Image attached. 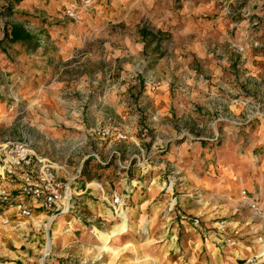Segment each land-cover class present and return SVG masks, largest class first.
Returning <instances> with one entry per match:
<instances>
[{
  "label": "rangeland",
  "instance_id": "rangeland-1",
  "mask_svg": "<svg viewBox=\"0 0 264 264\" xmlns=\"http://www.w3.org/2000/svg\"><path fill=\"white\" fill-rule=\"evenodd\" d=\"M69 1L24 0L5 11L6 1L0 0V44L6 41L0 47H12L5 55L0 48V143L30 141L39 153L53 157L60 141L68 145L64 150L71 147L73 159L105 142L102 149L115 150L130 162L127 175L107 172V199L122 191V183L152 192L147 166L155 156L158 172L170 176L171 198L190 199L200 209L189 214L186 209L184 215L199 218L202 231L226 221L243 234L237 250L254 254L264 238V149L257 143L264 144V0H215L210 10L197 0H185L187 5L179 0H94L85 13L66 18ZM199 20L213 23L217 32L227 28L228 40L222 42L218 33L213 43L215 70L190 51L170 50L186 42L182 34L172 33ZM166 23L172 31L164 29ZM10 24H20L35 36L38 49L32 43L25 48L11 45L5 37ZM142 28L148 32L146 39L139 33ZM107 127L123 132L126 139L103 141L96 136L97 129ZM56 133L62 136L59 140ZM194 137L209 145L184 155L178 165L189 168L192 156L202 160L196 172L200 178H193V171L188 177L168 172V167L182 171L161 157L169 144ZM110 159L114 162L115 155ZM243 191L249 199L257 196L261 217H253ZM144 200H138V210H125L130 230L111 240V253L95 231L108 233L120 219L103 203L99 218L81 210L70 231L59 228L58 242L45 260L54 253L63 264H184L198 233L175 226L179 216L158 210L159 197L150 198L148 209ZM52 223L53 218L44 223L45 234L53 236Z\"/></svg>",
  "mask_w": 264,
  "mask_h": 264
},
{
  "label": "crops",
  "instance_id": "crops-1",
  "mask_svg": "<svg viewBox=\"0 0 264 264\" xmlns=\"http://www.w3.org/2000/svg\"><path fill=\"white\" fill-rule=\"evenodd\" d=\"M117 4V0H112ZM181 4L185 3V0H179ZM215 0H208V1H200L197 0L198 4L203 3V7H206L208 10H210L212 7L211 5L214 3ZM244 1V0H243ZM263 2V1H262ZM67 2H65V5ZM113 4V3H112ZM187 5V3H185ZM191 4V3H189ZM186 5H183L184 7L181 8L179 11L180 14H184L186 11ZM194 5V3L192 4ZM143 8V6H142ZM114 10H112L113 14ZM116 13H119L118 10H115ZM189 12V10H188ZM256 13H259V11H253ZM251 13V12H249ZM253 14V13H252ZM123 16V15H121ZM121 16L119 18H121ZM155 16V13L153 14ZM154 20H160L156 17ZM164 23L161 24V26ZM169 24V23H166ZM213 23H205V22H196L192 23V25H188L186 27H183L181 31L178 29L172 33L173 36L179 37V35H183V39H185L184 46L185 47H171V51L180 52L181 49H185L186 51H190L194 54L195 57L201 59L203 62H208V70H215V64L213 60V43L215 41V38L219 36L218 33H222L221 41L226 42L227 35L226 33V27H223V32H217V28L214 27ZM164 29L172 31V27L169 24L168 27H165ZM189 42V43H188ZM179 64L183 61L178 60ZM184 64V62H183ZM170 68H174V64L170 63ZM206 68V67H205ZM179 71L177 72V74ZM165 98V97H164ZM261 127L264 129V120L261 123ZM56 139L59 140L62 136L58 133L55 135ZM69 139V137H67ZM62 140V139H60ZM102 140V139H101ZM104 141V140H103ZM168 141V140H167ZM170 141V140H169ZM209 141V140H207ZM211 141V139H210ZM27 143L30 144L31 148L34 150V152L37 155H40L47 160H49L52 164V171L55 174V176L63 183L67 184L70 190V202H69V212L67 214H57L53 218L52 228H53V236L50 234H45V226L44 223L51 218V215L42 209H40L38 206L31 204V202L28 199H20L31 211V216L29 218L21 216L18 212L15 210L5 207L3 205L0 206V264H40L41 256L42 260H44L43 264H63V261L59 259V257L52 253L51 257H47L45 260V256H43L47 240L50 241L52 245H55L58 241L57 238H59L60 233L58 232L59 228L65 231H70L73 226L76 223L77 214L79 211H84L90 218H99L101 215H104V210L102 208L103 203H105L109 209V202L110 198L112 197L113 193H116L117 195L121 196L123 201L125 202V208L124 210H131L135 211L138 210V200L141 198H145L143 203H148L146 208L148 209L149 206L152 205L149 204L150 198L157 199L158 200V210L165 209L170 212V216L172 214L176 213L177 216H179V223L175 224V226H184L185 229L188 231H196L198 233L197 236H194L193 241V250L190 254V257L185 259L186 261L184 264H215L219 261H223L226 264H234V261L237 259H242L248 255L245 253L239 252L237 249H231L227 248L222 240L219 238L209 237L208 232L206 239L203 240L200 238L202 235L205 237V231L208 228H213L215 226V223L211 225H207L204 227L205 231H202V229L196 230L192 227L190 222L187 220L192 219L187 215H184L186 209L187 214L193 210H200L196 209L195 205L193 204L194 201H190V199L187 200H181V196L171 198L173 196V191L169 193V184H167L168 178H170L169 175L166 174V172H158L160 169L158 167H155V156L153 158H150L149 165L147 166V169L150 168L151 170H147V177H149V180L151 181L149 185H152L151 189L152 192L143 193L140 191L141 188L136 187L134 185H131V182L129 183V187H126L122 182V188L120 192H113L109 199L106 197V191H107V180H106V174L107 172H113L114 177H122L123 175L129 174V163L126 160H122L120 157V154L113 150L108 151L107 148L102 149V144H105V142L101 143L98 142L95 145V150L89 151V153L83 157L80 158H73L70 159V155L72 154L73 150H71V147L69 146V152L68 149L64 150L63 146L66 145L65 143L58 142L54 147L53 151L56 153L53 155V157L44 156L43 154L39 153L37 149L33 146V144L30 141H27ZM259 148L264 149V144H260V141L257 142ZM205 144L209 145V143H205V140L201 137H194V138H188L185 140H181L179 143L172 142L169 144L170 149L169 152H166L165 155L161 156L163 160H172V162L175 163L174 167L180 168L182 171H174L171 170V168H167L168 172L171 171V173H178L181 175L186 174L187 177L189 176V172L193 171L192 177L195 179H199L200 176L197 175V170L199 169V165L202 164V160L198 161L195 156H192L193 154L190 153L188 156H192V161L188 160V167H180L178 164L180 161H183V156L188 155L189 152H198L202 150L201 146H205ZM68 146V145H66ZM115 146V145H114ZM157 143H153V148H156ZM91 148V147H89ZM261 151V150H260ZM60 153H65L63 155V158L61 159L59 157ZM263 153V152H262ZM115 155V161H111V157ZM59 158V159H56ZM124 158V157H123ZM72 161L73 164L71 162ZM123 161V162H122ZM113 163V164H112ZM115 163V165H114ZM118 164V168L116 169V165ZM113 165V166H112ZM169 166V165H168ZM115 167V168H114ZM98 169V170H97ZM124 170V171H123ZM181 172V173H180ZM185 172V173H184ZM139 177V176H138ZM183 177V176H182ZM178 178L179 180L185 179V178ZM9 183H4L2 180H0V189L3 187H6L9 189V191L15 195V188L17 187V181H13ZM155 185V186H153ZM124 186V187H123ZM182 191V190H180ZM245 201L257 199V196H252V198H248L246 195L243 197ZM178 199V201H177ZM184 201V203H183ZM139 208H143V204ZM154 205V204H153ZM237 205H232L231 209H236ZM192 208V209H191ZM195 212V211H194ZM217 212V210L215 211ZM222 213V212H220ZM196 216V215H193ZM119 218V217H115ZM129 218V217H128ZM186 218V219H185ZM79 219V218H78ZM120 222V221H119ZM80 223V222H79ZM129 223V221H128ZM172 221L170 220L169 226H171ZM236 225V224H235ZM174 226V227H175ZM69 227V228H68ZM190 227V228H188ZM200 227V228H201ZM204 233V234H203ZM240 236H243L241 234ZM199 237V238H198ZM240 254V255H239ZM182 257H179L181 259Z\"/></svg>",
  "mask_w": 264,
  "mask_h": 264
},
{
  "label": "built area",
  "instance_id": "built-area-1",
  "mask_svg": "<svg viewBox=\"0 0 264 264\" xmlns=\"http://www.w3.org/2000/svg\"><path fill=\"white\" fill-rule=\"evenodd\" d=\"M257 2L259 0H250ZM94 0L69 1L65 7L63 15L66 18H76L80 14L89 10ZM255 47L256 43L253 44ZM97 137L102 140L114 138L117 141L125 140L123 132L113 127L97 129ZM0 180L4 183L17 181L15 195L8 188L0 189V206L9 207L21 216L29 218L30 209L20 199H28L31 204L38 206L43 211L49 213L51 218L55 215L67 214L69 212L70 190L67 184L61 182L52 171V164L45 158L38 157L30 144L27 142H3L0 143ZM246 196V192H242ZM125 208L122 197L113 193L109 202V211L114 217H119ZM249 208L253 217L263 215L262 208L256 199L249 200ZM186 219V218H185ZM193 228L200 229L199 218L187 220ZM209 237L219 238L227 248L238 249L241 244L239 231L231 228L226 221H218L208 232ZM216 241V240H215ZM215 264H226L219 261ZM233 264V263H232ZM234 264H264V238L257 251L242 259H237Z\"/></svg>",
  "mask_w": 264,
  "mask_h": 264
},
{
  "label": "trees",
  "instance_id": "trees-1",
  "mask_svg": "<svg viewBox=\"0 0 264 264\" xmlns=\"http://www.w3.org/2000/svg\"><path fill=\"white\" fill-rule=\"evenodd\" d=\"M6 4H5V11H10L11 10V6H18V4L22 3L24 0H5ZM9 15V13H8ZM6 40H8V42L11 45H23L22 47L25 48L28 43H32V45L34 46V51H36L38 49V39L35 38V36H33L31 33H29L22 25L20 24H10L7 28H6ZM140 35L142 36L143 39H146L148 36V32L146 31L145 28L140 29L139 31ZM6 41L2 42L0 44V46L4 45ZM34 42V43H33ZM36 46V47H35ZM21 47V48H22ZM2 49L3 54L5 55L7 51L12 50V47H0ZM22 48V49H23Z\"/></svg>",
  "mask_w": 264,
  "mask_h": 264
},
{
  "label": "bare ground",
  "instance_id": "bare-ground-1",
  "mask_svg": "<svg viewBox=\"0 0 264 264\" xmlns=\"http://www.w3.org/2000/svg\"><path fill=\"white\" fill-rule=\"evenodd\" d=\"M119 219H120V222L118 224H116L110 232L103 233L100 231H95L98 240L102 243L103 249L106 252L111 253L113 251V249H111V247H110V243H111L112 239H115L116 237L124 236L130 230L129 223H128L129 218H128V215L124 209L120 213ZM50 247H51V242L47 241L43 256L48 254Z\"/></svg>",
  "mask_w": 264,
  "mask_h": 264
}]
</instances>
